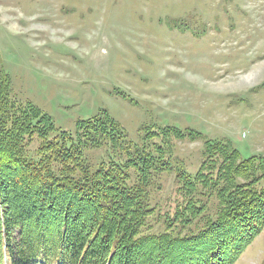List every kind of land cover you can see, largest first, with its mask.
Segmentation results:
<instances>
[{
	"label": "rangeland",
	"instance_id": "obj_1",
	"mask_svg": "<svg viewBox=\"0 0 264 264\" xmlns=\"http://www.w3.org/2000/svg\"><path fill=\"white\" fill-rule=\"evenodd\" d=\"M2 69L59 130L106 109L136 143L144 126L200 132L174 142L162 212L207 140L264 155V0H0ZM235 264H264V230Z\"/></svg>",
	"mask_w": 264,
	"mask_h": 264
},
{
	"label": "trees",
	"instance_id": "obj_2",
	"mask_svg": "<svg viewBox=\"0 0 264 264\" xmlns=\"http://www.w3.org/2000/svg\"><path fill=\"white\" fill-rule=\"evenodd\" d=\"M12 84L2 69L0 264H235L264 230V155L207 140L162 212L154 198L174 142L200 132L144 126L136 143L106 109L59 130ZM100 148L97 160L87 154Z\"/></svg>",
	"mask_w": 264,
	"mask_h": 264
}]
</instances>
